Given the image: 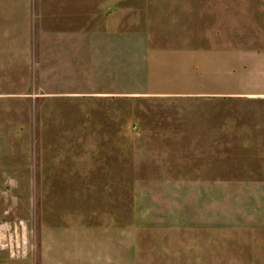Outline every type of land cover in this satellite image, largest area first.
Masks as SVG:
<instances>
[{"label": "rangeland", "instance_id": "obj_1", "mask_svg": "<svg viewBox=\"0 0 264 264\" xmlns=\"http://www.w3.org/2000/svg\"><path fill=\"white\" fill-rule=\"evenodd\" d=\"M260 1L33 0L17 75L0 59V264L49 244L66 264L247 258L232 239L263 200L264 103L225 94L209 24Z\"/></svg>", "mask_w": 264, "mask_h": 264}, {"label": "crops", "instance_id": "obj_2", "mask_svg": "<svg viewBox=\"0 0 264 264\" xmlns=\"http://www.w3.org/2000/svg\"><path fill=\"white\" fill-rule=\"evenodd\" d=\"M222 10V14L217 13L221 11L220 8L215 7L212 10L211 17L214 21L209 25L214 38L212 39L210 34L209 41L214 43L212 45L214 50L211 49L214 53H210L211 57L224 59L223 90L226 95L249 96L235 99L240 105L264 103V97L257 96H264V0L245 6L237 3L231 5L229 2ZM32 19L33 0H0V59H9L8 64L11 67L15 66L13 75H17L18 64L20 67L23 65L25 50L31 48ZM247 24L253 25L254 29L247 28ZM86 30L85 26L83 39L80 34L81 41L86 40ZM66 37L65 33L58 35V39L63 40ZM215 42L222 44L216 46ZM19 74L21 75L22 71ZM250 183L253 182L248 181V184ZM262 199V204L257 206L256 214L250 217L248 215L246 220L242 219L239 237L232 239L235 246L242 251L245 250L247 255L246 259L239 257L241 261L237 264H264V195ZM54 249L60 252L59 257L51 254ZM44 252L43 256L49 261L43 259L42 264H51V257L54 258L52 264H66V257L69 254L63 248L55 247V244H49ZM5 253L0 251V261H9L5 260ZM83 256L86 260V252Z\"/></svg>", "mask_w": 264, "mask_h": 264}]
</instances>
